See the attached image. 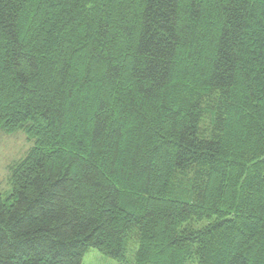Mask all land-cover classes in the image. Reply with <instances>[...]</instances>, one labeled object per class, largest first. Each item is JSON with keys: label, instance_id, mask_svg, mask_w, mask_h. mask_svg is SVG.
Wrapping results in <instances>:
<instances>
[{"label": "trees", "instance_id": "16d2710c", "mask_svg": "<svg viewBox=\"0 0 264 264\" xmlns=\"http://www.w3.org/2000/svg\"><path fill=\"white\" fill-rule=\"evenodd\" d=\"M0 264H264V0H0Z\"/></svg>", "mask_w": 264, "mask_h": 264}, {"label": "rangeland", "instance_id": "374dc122", "mask_svg": "<svg viewBox=\"0 0 264 264\" xmlns=\"http://www.w3.org/2000/svg\"><path fill=\"white\" fill-rule=\"evenodd\" d=\"M33 146L26 133L17 130L14 133L0 132V193L7 196L11 192L10 165L24 158ZM82 264H119L114 259L92 249L88 251Z\"/></svg>", "mask_w": 264, "mask_h": 264}]
</instances>
